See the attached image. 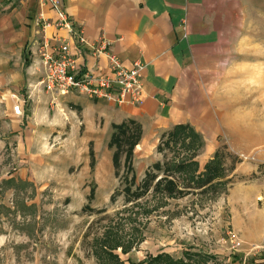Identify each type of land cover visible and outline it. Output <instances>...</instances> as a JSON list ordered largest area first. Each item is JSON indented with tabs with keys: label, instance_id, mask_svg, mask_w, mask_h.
<instances>
[{
	"label": "rangeland",
	"instance_id": "374dc122",
	"mask_svg": "<svg viewBox=\"0 0 264 264\" xmlns=\"http://www.w3.org/2000/svg\"><path fill=\"white\" fill-rule=\"evenodd\" d=\"M21 1L0 0V22L8 17L14 20ZM245 2L248 29L234 58L231 102L220 110L227 117L220 116L216 135L213 130L204 136L190 126L202 140L201 147L191 151L194 174L199 176L220 150L225 167L234 166L230 178L223 177L215 195L167 199L149 194L133 205L124 204L120 194L111 202L121 179L114 176V169L109 174L112 151L107 142L86 143L82 134L73 136L69 129L29 134L22 141L24 149L13 140L17 134L8 114L10 104L17 101L5 94V87L29 59L25 46L21 63L17 49L11 47L14 54L10 52L8 60L4 53L6 40L20 31L22 23L13 22L9 29L0 26V118L8 123L0 121V264H100L92 252L93 240H101L108 226L118 230L125 246L134 241L127 254L121 248L113 251L120 253L123 264H138L164 252L177 259L185 250L213 254L218 260L214 264H258L264 238L259 235L264 230H258L264 224V0ZM26 15L28 24L33 16ZM49 114L56 120L53 111ZM25 115L23 110L14 126L17 132L26 127ZM41 137H45L42 147L36 142ZM156 145L146 155L136 153L138 181L145 171L141 167L161 159ZM89 147L97 180L86 178L83 169L89 162ZM179 153L189 152L180 147ZM122 172L120 168L119 176ZM91 189L94 195L88 199ZM86 206L93 211L83 210ZM104 215L109 220L101 223Z\"/></svg>",
	"mask_w": 264,
	"mask_h": 264
},
{
	"label": "crops",
	"instance_id": "0c3cea01",
	"mask_svg": "<svg viewBox=\"0 0 264 264\" xmlns=\"http://www.w3.org/2000/svg\"><path fill=\"white\" fill-rule=\"evenodd\" d=\"M61 1L72 25L82 30L89 43L106 42L108 51L118 56L126 67L134 62L144 66V103L133 107L93 101L73 91L66 95L46 91L41 83L44 74L34 54L35 47L32 49L27 43L38 32L34 25L40 15L53 22L55 14L42 0H22L14 20L8 17L0 22V26L8 29L13 22L22 23L20 31L6 40L9 41L4 52L8 54L7 60L13 47L21 63L24 46L29 59L25 68L15 70L13 79L9 78L10 84L5 87V94L9 92L10 99L14 97L22 105V112L26 110V127L21 132L14 127L19 124L21 114L13 112L12 104L8 114L13 121V132L19 135L13 136V140L20 142L22 149L27 135L32 137L33 133L43 131L44 134L56 129H69L73 136L82 134L86 143L101 145L109 140L112 124L129 119L137 121L143 131L133 160L136 153L146 155V150L155 147L161 134L176 124H188L204 136L214 130L216 135L214 128L221 124L220 110L225 111L231 102L228 96L234 88V58L240 53L242 36L248 29L245 0ZM27 13L33 16L28 24ZM47 34H57L68 43L80 63L106 70V58L92 56L80 47L73 35L54 28L47 30ZM22 91L25 92L20 94ZM1 119V124H8ZM43 138L36 141L37 146H44ZM149 165L141 167L142 171ZM83 169L87 172L86 178H96L97 173L92 171L88 160ZM112 173L111 162L110 176ZM260 229L264 230V224ZM259 235L264 236V231Z\"/></svg>",
	"mask_w": 264,
	"mask_h": 264
},
{
	"label": "trees",
	"instance_id": "16d2710c",
	"mask_svg": "<svg viewBox=\"0 0 264 264\" xmlns=\"http://www.w3.org/2000/svg\"><path fill=\"white\" fill-rule=\"evenodd\" d=\"M29 63L26 61L25 66ZM141 125L134 119L125 120L121 123L111 125V135L106 147L112 151L111 162L114 169V176L120 177V189H117L111 196L114 202L118 194L122 195L123 203L133 205L151 194L153 197L167 199H178L207 193L217 194L222 186L223 177H229L234 166L225 167V155L217 150L204 170L196 176L194 174L196 163L192 160L193 152L201 147V136L188 124H176L168 132L159 137L156 151L161 157L157 162L149 165L143 173V178L138 181L134 170V150L142 138ZM189 152L187 156L179 153V148ZM90 168L94 167L93 149L89 147ZM123 172L119 176V169ZM230 178V177H229ZM89 198L92 199L94 192L91 189ZM83 210L91 208L84 207ZM103 211H96L101 214ZM109 220L104 215L100 222ZM98 223V220L96 221ZM102 223V222H101ZM118 230L108 226L102 234V239L93 240L92 252L100 264H123L120 253L113 252L119 248L120 252L127 254L133 244L125 246L122 237H117ZM129 243V241H128ZM216 256L204 252L183 251L179 258L172 257L169 253L149 255L138 264H214L218 263Z\"/></svg>",
	"mask_w": 264,
	"mask_h": 264
},
{
	"label": "built area",
	"instance_id": "2783aa9c",
	"mask_svg": "<svg viewBox=\"0 0 264 264\" xmlns=\"http://www.w3.org/2000/svg\"><path fill=\"white\" fill-rule=\"evenodd\" d=\"M42 2L54 12L55 19L52 22L40 15L36 23L38 32L27 45L35 47L34 54L42 65L44 76L41 83L44 89L59 95L73 91L93 101L102 100L118 105L141 107L145 99L142 82L144 66L140 62H134L126 67L118 56L108 51L106 42L101 40L99 44L89 43L82 30L72 25L62 8L61 0ZM52 28L73 35L80 47L95 58L104 56L107 60L106 70L98 65L89 68L85 63H80L72 55L68 43L57 34H47V30ZM12 110L20 115L22 105L17 101L13 104ZM256 263L264 264V238L259 247V260Z\"/></svg>",
	"mask_w": 264,
	"mask_h": 264
}]
</instances>
